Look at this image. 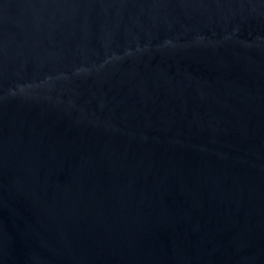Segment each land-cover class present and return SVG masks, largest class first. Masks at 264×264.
<instances>
[{
  "label": "water",
  "instance_id": "obj_1",
  "mask_svg": "<svg viewBox=\"0 0 264 264\" xmlns=\"http://www.w3.org/2000/svg\"><path fill=\"white\" fill-rule=\"evenodd\" d=\"M0 264H264V0H0Z\"/></svg>",
  "mask_w": 264,
  "mask_h": 264
}]
</instances>
